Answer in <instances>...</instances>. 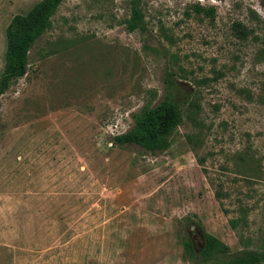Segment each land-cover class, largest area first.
Instances as JSON below:
<instances>
[{
    "label": "rangeland",
    "instance_id": "374dc122",
    "mask_svg": "<svg viewBox=\"0 0 264 264\" xmlns=\"http://www.w3.org/2000/svg\"><path fill=\"white\" fill-rule=\"evenodd\" d=\"M39 1L0 0V75ZM141 8L129 31L131 0H63L0 96V264H199L204 233L264 247V0ZM166 71L198 104L170 146L113 144Z\"/></svg>",
    "mask_w": 264,
    "mask_h": 264
},
{
    "label": "trees",
    "instance_id": "16d2710c",
    "mask_svg": "<svg viewBox=\"0 0 264 264\" xmlns=\"http://www.w3.org/2000/svg\"><path fill=\"white\" fill-rule=\"evenodd\" d=\"M63 0H40L26 14L15 15L6 29L7 47L4 68L0 75V96L18 78L28 71L29 52L36 40L51 26V17ZM199 12L213 16L214 6L195 4ZM241 27V24L238 23ZM129 31L144 30L145 16L141 0H131L130 16L126 20ZM244 28L241 32H244ZM171 71H166L165 93L154 105L145 104L132 114L133 125L123 133L113 137V144L124 146L136 144L145 151H161L170 146L171 135L182 122L184 107H198L196 100H189L187 93ZM232 225L235 221H231ZM192 250L191 243L189 244ZM193 252V250H192ZM199 264H263V248H245L231 251V247L217 236L204 233L203 247L195 254Z\"/></svg>",
    "mask_w": 264,
    "mask_h": 264
}]
</instances>
